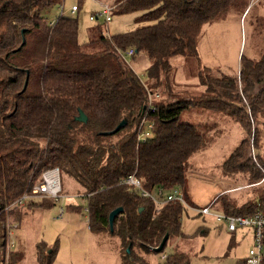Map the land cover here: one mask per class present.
Returning a JSON list of instances; mask_svg holds the SVG:
<instances>
[{
  "label": "trees",
  "instance_id": "1",
  "mask_svg": "<svg viewBox=\"0 0 264 264\" xmlns=\"http://www.w3.org/2000/svg\"><path fill=\"white\" fill-rule=\"evenodd\" d=\"M260 1L117 0L112 11L138 13L136 27L80 43L76 17L58 15L50 24L43 16L59 0H0V264H19L25 256L19 248L8 250V223L17 222L19 228L23 217L55 206L48 198L12 207L52 168L88 196V230L115 242L119 264H190L189 254L178 245L187 209L171 201L155 214L149 198L120 184L135 174L150 193L179 186L188 206L199 209L187 201L185 166L206 142L196 127L179 121L190 109L224 114L244 134L223 161L221 174L239 177L241 186L256 190L258 197L236 206L222 194L216 199L221 200L220 213L264 216V160L257 128L264 116V46L258 60L241 57L234 75L213 74L207 67L198 71L203 92L197 97L177 98L170 61H199L198 38L205 25L239 4L247 3L244 14ZM128 50L134 51L130 61L121 57ZM140 54L149 61L146 81L130 66ZM147 90L158 98L146 116L150 136L137 142ZM80 112L86 123L76 121ZM122 121V128L108 134ZM72 198L67 196L60 207L80 212ZM117 208L122 212L110 230L109 214ZM203 233L202 226L192 236ZM165 235L162 251L155 252ZM262 245L264 264V229ZM56 254L55 246L44 241L34 245L36 264H54Z\"/></svg>",
  "mask_w": 264,
  "mask_h": 264
},
{
  "label": "rangeland",
  "instance_id": "2",
  "mask_svg": "<svg viewBox=\"0 0 264 264\" xmlns=\"http://www.w3.org/2000/svg\"><path fill=\"white\" fill-rule=\"evenodd\" d=\"M116 1L59 0V4L44 12L43 16L50 20L60 13L63 6L64 16L78 19V38L82 43L101 35L126 32L125 25L129 30L136 27L138 13L116 15L112 11L109 23H105L103 18L89 21L90 16L100 12V4L112 5ZM74 5L79 10L71 14L70 9ZM246 6L247 3L239 4L225 16L202 28L198 38L199 61L187 57L170 60L173 67L172 87L177 98L197 97L203 92L195 75L204 67L210 68L213 74L234 75L239 70L241 57L251 60L261 57L264 46V0L254 3L243 14ZM148 64L146 56L140 54L130 66L142 81H146ZM179 121L196 127L206 142L205 148L193 154L185 166L187 201L198 206L200 211L208 206L212 213H220L221 200L216 199L222 194H226L227 202L236 206L254 202L258 197L256 190L242 187L244 183L239 177L225 178L221 174L223 161L244 137L239 127L224 114L198 109L183 112ZM263 124L264 116H260L257 122L259 154L264 160ZM238 185L241 187L235 188ZM61 186L63 195L74 197L81 211L66 208L64 216L56 219L59 207L63 206L59 202L49 209H37L32 216L23 217L10 241L14 250L19 248L25 252L19 264H35L34 244L40 241L57 249L54 264H119L114 252L115 242L88 230L87 205L83 197L77 198L83 194L82 189L67 175L61 176ZM160 189L152 193L157 194ZM46 199L39 197L34 201ZM192 211L190 207L187 210L189 214H193ZM181 224L184 237L178 241V245L189 254L190 264H244L254 247V235L249 228H239L235 235H229L224 225L212 216L188 218L184 212ZM202 226L206 233L192 236ZM169 249L166 248V253Z\"/></svg>",
  "mask_w": 264,
  "mask_h": 264
},
{
  "label": "built area",
  "instance_id": "3",
  "mask_svg": "<svg viewBox=\"0 0 264 264\" xmlns=\"http://www.w3.org/2000/svg\"><path fill=\"white\" fill-rule=\"evenodd\" d=\"M254 0H252L253 2ZM100 12L95 14L94 16L89 17V21H97L99 18H103L105 23L111 22V13L113 7L108 4H100ZM64 7L60 8V13L55 15L52 19L49 20V23L52 24L53 21L57 18L58 15H63ZM77 12V7L74 5L70 9L71 14H75ZM125 31L127 28L124 29ZM134 54L133 50H129L121 57L124 60L130 59ZM147 107H145V112L143 113V118L140 121L137 127V142H144L150 136V130L152 124L147 120V112L151 108L153 104V98H158V96H154L152 93L147 90ZM121 185H128L133 187L140 193L142 197L149 198L155 204V214L158 212L159 208L165 204L166 202H176L179 203L182 207L188 210L190 206H188L186 200L184 199V191L181 187H175L171 190H158L157 194H153L152 192H148L143 189L141 180L135 175L131 174L125 177L120 182ZM49 198L54 200L56 203L64 202L67 198L66 195L62 194V186H61V175L58 168H52L50 170L45 171L40 178L38 184L34 186L30 194H25L21 196L18 200H16L12 207H24L28 201H31L35 198ZM82 198L86 202V198L88 196H77V198ZM191 208V207H190ZM192 213L201 214L203 216H212L215 218L217 222H220L224 225L225 231L228 234H232L236 232L239 228H249L254 235V247L249 251L248 257L246 258L244 264H261L263 257V245H262V231L264 229V216L261 213H257L252 217L246 216H230L225 215L223 213H212L210 208L207 206L203 208L201 211L198 209L192 208ZM64 208L59 207L57 212L56 219H61L63 216ZM191 212V211H190ZM16 223H9V236L12 235L13 230L16 228ZM166 257V253L161 254L160 259L163 260Z\"/></svg>",
  "mask_w": 264,
  "mask_h": 264
},
{
  "label": "water",
  "instance_id": "4",
  "mask_svg": "<svg viewBox=\"0 0 264 264\" xmlns=\"http://www.w3.org/2000/svg\"><path fill=\"white\" fill-rule=\"evenodd\" d=\"M76 121L81 122V123H86V118L84 117V115L80 112L79 116L76 118ZM125 125V122L122 121L120 122L117 127L110 133L108 134H114L116 133L120 128H122ZM122 212V208H117L115 210H113L110 214H109V226H110V230L112 229V225H113V221L114 218ZM167 241V235L164 236L163 240L161 241L160 245L155 249V252H161L163 249V246L165 244V242ZM128 251V250H127Z\"/></svg>",
  "mask_w": 264,
  "mask_h": 264
},
{
  "label": "crops",
  "instance_id": "5",
  "mask_svg": "<svg viewBox=\"0 0 264 264\" xmlns=\"http://www.w3.org/2000/svg\"><path fill=\"white\" fill-rule=\"evenodd\" d=\"M125 28H128L127 25L124 26V29H125ZM240 187H241V186L238 185V186H236L235 188H240ZM233 189H234V188H233ZM73 198H74V197H73ZM73 198H72V199H73ZM75 201H76V200H75ZM62 203H63V202H62ZM84 203H86V202H84ZM24 206H25V205H24ZM62 208H63V207H62ZM64 212H65V211H64ZM64 212H63V216H64ZM63 216H62V217H63ZM188 218H193L191 213L188 214ZM9 223H16V224H17V226H16V228H15L14 230H16V229L18 228V223H17V222H12V221H10ZM9 223H8V224H9ZM87 225H88V223H87ZM14 230H13V232H14ZM8 231H9V229H8ZM13 232H12V235L9 236V243H8V250H11V251L14 250V249L11 247V245H10V241H11V239H12ZM227 234H228V233H227ZM235 234H236V232H234V233H232V234H229V235H235ZM8 235H9V233H8ZM34 245H35V244H34ZM34 263L36 264L35 261H34Z\"/></svg>",
  "mask_w": 264,
  "mask_h": 264
}]
</instances>
